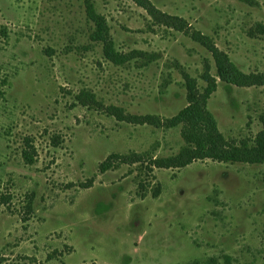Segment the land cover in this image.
Listing matches in <instances>:
<instances>
[{"label":"rangeland","instance_id":"374dc122","mask_svg":"<svg viewBox=\"0 0 264 264\" xmlns=\"http://www.w3.org/2000/svg\"><path fill=\"white\" fill-rule=\"evenodd\" d=\"M88 1L124 62L90 38L86 0H0V264H264V160L150 161L186 145L169 125L186 79L215 78L223 147L253 146L264 0Z\"/></svg>","mask_w":264,"mask_h":264},{"label":"trees","instance_id":"16d2710c","mask_svg":"<svg viewBox=\"0 0 264 264\" xmlns=\"http://www.w3.org/2000/svg\"><path fill=\"white\" fill-rule=\"evenodd\" d=\"M85 8L86 16L93 22L95 27L90 34V38L102 43L105 58L115 64L124 62L126 57L117 52L112 41L108 39L107 27L94 10L92 3L86 0ZM212 54L217 77L227 83L240 85L244 75L226 56L221 58L215 49ZM215 86V78L206 77L205 86L202 91L198 92L194 80L186 79L188 103L169 119V125L171 126L181 124V135L186 145L174 156L155 157L150 160L156 167H180L195 158H211L225 162L244 161L248 163L264 160V116L261 117L262 127L254 138L253 146L249 147L243 144L241 147H223L215 119L206 106L207 99L215 90ZM28 159L30 160V158ZM112 163L103 161L99 169L101 171L108 169Z\"/></svg>","mask_w":264,"mask_h":264}]
</instances>
